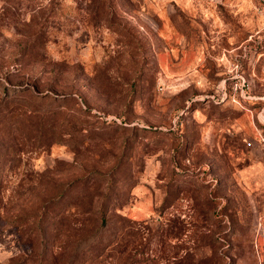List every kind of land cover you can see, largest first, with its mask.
<instances>
[{"label":"rangeland","instance_id":"1","mask_svg":"<svg viewBox=\"0 0 264 264\" xmlns=\"http://www.w3.org/2000/svg\"><path fill=\"white\" fill-rule=\"evenodd\" d=\"M263 116L264 0H0V264H264Z\"/></svg>","mask_w":264,"mask_h":264},{"label":"built area","instance_id":"2","mask_svg":"<svg viewBox=\"0 0 264 264\" xmlns=\"http://www.w3.org/2000/svg\"><path fill=\"white\" fill-rule=\"evenodd\" d=\"M249 145H252L260 153V158L264 164V116L260 120V127L258 128V133L256 138Z\"/></svg>","mask_w":264,"mask_h":264},{"label":"trees","instance_id":"3","mask_svg":"<svg viewBox=\"0 0 264 264\" xmlns=\"http://www.w3.org/2000/svg\"><path fill=\"white\" fill-rule=\"evenodd\" d=\"M21 90H24V89H21Z\"/></svg>","mask_w":264,"mask_h":264}]
</instances>
